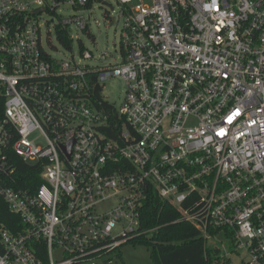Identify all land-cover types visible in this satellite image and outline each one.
Returning a JSON list of instances; mask_svg holds the SVG:
<instances>
[{"label":"built area","instance_id":"1","mask_svg":"<svg viewBox=\"0 0 264 264\" xmlns=\"http://www.w3.org/2000/svg\"><path fill=\"white\" fill-rule=\"evenodd\" d=\"M94 1L0 0V196L22 221L0 228V264H100L154 235L153 193L224 233L232 264H264V0H117L119 59L53 58L42 13L71 44Z\"/></svg>","mask_w":264,"mask_h":264},{"label":"rangeland","instance_id":"2","mask_svg":"<svg viewBox=\"0 0 264 264\" xmlns=\"http://www.w3.org/2000/svg\"><path fill=\"white\" fill-rule=\"evenodd\" d=\"M104 2L108 4H104ZM74 13L83 14L86 17L90 14L89 11L80 12L76 8L65 6L62 16L69 17ZM91 16L87 31L76 27L71 29L73 41L70 47H67L58 38L56 29L58 19L48 12H43L42 38L45 51L55 59L66 60L73 55L80 58L81 48L83 47L85 51H91L94 56L92 59L85 60L86 63L100 67L114 63L120 56L121 31L125 18L122 12V5L117 0H95ZM90 31L93 35L89 33ZM104 53L111 54V56L106 57ZM102 55L104 57L99 59ZM125 91V80L120 76H114L106 80L103 94L110 103L115 104L119 108L123 103ZM30 139L38 143L44 142L41 134L38 132L37 134H33ZM205 239L208 244H215L219 247L226 245L229 247L224 233L219 234L218 240H215V238ZM109 257L112 259L107 264H156L149 246L140 242H130L122 245L116 253L103 258L100 264ZM234 259L237 264H241L242 258L239 255H235Z\"/></svg>","mask_w":264,"mask_h":264},{"label":"trees","instance_id":"3","mask_svg":"<svg viewBox=\"0 0 264 264\" xmlns=\"http://www.w3.org/2000/svg\"><path fill=\"white\" fill-rule=\"evenodd\" d=\"M58 38L65 46L70 47V42L61 33H58ZM26 167L30 166L19 162L20 171L27 169ZM179 216L176 206L153 193L146 200L144 225L159 228L153 236L142 237L135 243L148 245L156 264H232L228 257H224L221 248L208 244L194 225L176 221ZM2 226L18 229L22 226V221L10 211L6 201L0 196V228Z\"/></svg>","mask_w":264,"mask_h":264},{"label":"water","instance_id":"4","mask_svg":"<svg viewBox=\"0 0 264 264\" xmlns=\"http://www.w3.org/2000/svg\"><path fill=\"white\" fill-rule=\"evenodd\" d=\"M104 4H108V3L107 2H104ZM40 11H41V9H37L35 12H40ZM68 150L70 152V148Z\"/></svg>","mask_w":264,"mask_h":264}]
</instances>
